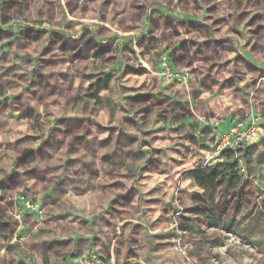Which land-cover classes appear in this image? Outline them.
Listing matches in <instances>:
<instances>
[{
    "label": "rangeland",
    "instance_id": "obj_1",
    "mask_svg": "<svg viewBox=\"0 0 264 264\" xmlns=\"http://www.w3.org/2000/svg\"><path fill=\"white\" fill-rule=\"evenodd\" d=\"M3 23L0 264H264V0H0ZM251 111L238 178L200 188L224 157L193 127Z\"/></svg>",
    "mask_w": 264,
    "mask_h": 264
},
{
    "label": "built area",
    "instance_id": "obj_2",
    "mask_svg": "<svg viewBox=\"0 0 264 264\" xmlns=\"http://www.w3.org/2000/svg\"><path fill=\"white\" fill-rule=\"evenodd\" d=\"M159 71L163 78L182 84L188 77L187 73L171 68L165 59L162 60ZM258 128V117L252 111L242 120L213 127V140L208 151V158L215 160L220 158L225 151H236L252 144Z\"/></svg>",
    "mask_w": 264,
    "mask_h": 264
},
{
    "label": "trees",
    "instance_id": "obj_3",
    "mask_svg": "<svg viewBox=\"0 0 264 264\" xmlns=\"http://www.w3.org/2000/svg\"><path fill=\"white\" fill-rule=\"evenodd\" d=\"M238 150L240 149L223 152L221 157H224V161L209 166L205 170L197 167L192 173V178L196 184L200 188H204L206 185L221 186L224 181L230 182L231 178H238V173L235 169L236 165L233 161Z\"/></svg>",
    "mask_w": 264,
    "mask_h": 264
},
{
    "label": "crops",
    "instance_id": "obj_4",
    "mask_svg": "<svg viewBox=\"0 0 264 264\" xmlns=\"http://www.w3.org/2000/svg\"><path fill=\"white\" fill-rule=\"evenodd\" d=\"M4 25L6 24V23H3ZM7 24L5 25V27H3V26H1V28H0V30L1 31H5L7 28H9L10 26L8 25L7 27ZM1 49V48H0ZM97 88H96V91H97V93L99 94L100 92H103V91H106L107 90V87L106 86H104V85H101V86H99L98 84H97V86H96ZM157 88L160 90V91H162V94H164L163 93V91L164 90H166V86L165 85H160V86H157ZM160 92H158V94H159ZM2 95L4 94V92L3 93H1ZM2 95H0V97L2 96ZM103 104V106H106V104L104 105V103H102ZM155 104H158L157 106H159L160 105V102H157V103H153V106L155 105ZM109 104H107V108L109 109V110H111V108L108 106ZM174 108H176V105L174 104ZM179 109H183V107L182 108H179ZM28 117H30V115H27ZM180 122V123H179ZM179 122H172V125L171 126H169V128L171 129V130H175L176 132H178L181 128H184V129H186V127H188V126H191L192 125V123H190V119L189 118H186V119H181ZM217 124V125H216ZM225 123H213L212 122V120H199V121H197V127H193L194 128V131L196 132V133H204V134H209V133H211V131H212V129H213V127H215V126H223ZM210 128V129H209ZM206 132V133H205ZM194 135H193V133H192V137H193ZM199 137V136H198ZM200 137H201V134H200ZM177 147H174V150L175 151H173L172 152V154H173V156H175V155H177V154H181V151L178 149ZM177 150V151H176ZM145 155L147 156L148 155V151H145ZM169 156H171V152H167V154H165L164 155V157L166 158V157H169ZM196 157H199L198 155H196Z\"/></svg>",
    "mask_w": 264,
    "mask_h": 264
}]
</instances>
